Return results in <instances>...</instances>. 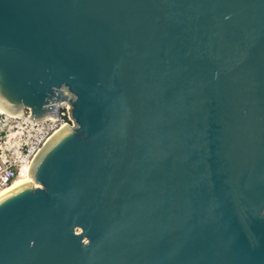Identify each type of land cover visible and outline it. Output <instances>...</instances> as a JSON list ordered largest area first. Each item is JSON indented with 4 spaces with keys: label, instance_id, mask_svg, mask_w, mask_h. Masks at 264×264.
<instances>
[{
    "label": "water",
    "instance_id": "water-1",
    "mask_svg": "<svg viewBox=\"0 0 264 264\" xmlns=\"http://www.w3.org/2000/svg\"><path fill=\"white\" fill-rule=\"evenodd\" d=\"M62 100L0 264H264V0H0V103Z\"/></svg>",
    "mask_w": 264,
    "mask_h": 264
},
{
    "label": "built area",
    "instance_id": "built-area-1",
    "mask_svg": "<svg viewBox=\"0 0 264 264\" xmlns=\"http://www.w3.org/2000/svg\"><path fill=\"white\" fill-rule=\"evenodd\" d=\"M70 104L59 102V115L34 119L31 109L21 113L0 110V192L12 186L43 146L61 128L73 125Z\"/></svg>",
    "mask_w": 264,
    "mask_h": 264
},
{
    "label": "bare ground",
    "instance_id": "bare-ground-1",
    "mask_svg": "<svg viewBox=\"0 0 264 264\" xmlns=\"http://www.w3.org/2000/svg\"><path fill=\"white\" fill-rule=\"evenodd\" d=\"M0 110L2 112H10L4 105H2V103H0ZM59 131V130H58ZM57 131V132H58ZM56 132V133H57ZM59 133V132H58ZM54 137V136H53ZM52 138H50V140L48 141V143L51 141ZM39 157V156H38ZM37 160V159H36ZM36 161H34L32 163V166H29L28 168H25L23 171H22V174L21 176L15 181V183L10 186L9 188L3 190L2 192H0V197H2L3 195H5L6 193H8L9 191H11L12 189H15L25 183H33L34 185L38 186L39 184L37 182H35L33 180V177H32V167L34 165Z\"/></svg>",
    "mask_w": 264,
    "mask_h": 264
}]
</instances>
